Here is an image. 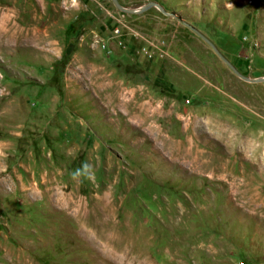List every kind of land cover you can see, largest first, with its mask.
Segmentation results:
<instances>
[{
	"label": "rangeland",
	"instance_id": "obj_1",
	"mask_svg": "<svg viewBox=\"0 0 264 264\" xmlns=\"http://www.w3.org/2000/svg\"><path fill=\"white\" fill-rule=\"evenodd\" d=\"M117 1L0 0V264H264V0Z\"/></svg>",
	"mask_w": 264,
	"mask_h": 264
},
{
	"label": "clouds",
	"instance_id": "obj_2",
	"mask_svg": "<svg viewBox=\"0 0 264 264\" xmlns=\"http://www.w3.org/2000/svg\"><path fill=\"white\" fill-rule=\"evenodd\" d=\"M95 175L94 166L90 163H83L80 168L75 169L71 173V179L76 182L83 180H92Z\"/></svg>",
	"mask_w": 264,
	"mask_h": 264
},
{
	"label": "water",
	"instance_id": "obj_3",
	"mask_svg": "<svg viewBox=\"0 0 264 264\" xmlns=\"http://www.w3.org/2000/svg\"><path fill=\"white\" fill-rule=\"evenodd\" d=\"M115 2L118 4V1L117 0H115ZM119 5V4H118ZM153 4L152 3H149L148 5H146V6H144V7H142V8H140V9H138V10H135V11H130V10H127V9H124V8H122L124 11H127V12H142V11H145L148 7H150V6H152ZM119 7H120V5H119ZM200 34V33H199ZM202 36V35H201ZM202 37H204V36H202ZM217 51V50H216ZM224 59V58H223ZM227 63H228V61H227ZM233 69H234V71L240 76V77H242L243 79H245L246 81H250V82H260V81H264V78H258V79H251V78H248V77H245V76H243L241 73H239L234 67H233Z\"/></svg>",
	"mask_w": 264,
	"mask_h": 264
}]
</instances>
